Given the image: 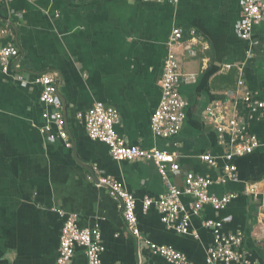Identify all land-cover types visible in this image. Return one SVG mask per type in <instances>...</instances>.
<instances>
[{"label":"crops","instance_id":"1","mask_svg":"<svg viewBox=\"0 0 264 264\" xmlns=\"http://www.w3.org/2000/svg\"><path fill=\"white\" fill-rule=\"evenodd\" d=\"M240 13L241 0L0 2V45L18 49L7 75L0 67V264H55L63 223L59 210L76 213L81 228L98 224L102 264H170L125 230L115 200L96 185L104 174L122 181L133 195L139 231L150 242L206 264L213 232L203 222L212 219L222 222L223 233H241L240 250L249 264H264L262 147L232 160L236 181L210 186L217 196L237 197L224 209L204 205L191 217L194 237L166 227L154 206L143 211L144 197L165 192L156 165L112 159L107 145L89 139L76 117L101 102L118 112L115 130L128 144L173 155L179 169L168 178L174 185L182 186L187 173L216 179L226 163L225 148L203 119L208 106L235 109L248 131L264 140V106L262 117L248 119L233 96L241 77L264 104V21L253 25L250 41L241 40ZM174 28L182 31L174 48L180 72L194 77L179 87L188 102L182 128L164 139L152 133L150 116L160 99L166 41ZM43 73L55 77L70 148L38 130L47 107L34 80ZM205 153L215 158V166L200 159ZM181 200L190 202L187 196ZM70 264H87L81 247H75Z\"/></svg>","mask_w":264,"mask_h":264},{"label":"built area","instance_id":"2","mask_svg":"<svg viewBox=\"0 0 264 264\" xmlns=\"http://www.w3.org/2000/svg\"><path fill=\"white\" fill-rule=\"evenodd\" d=\"M12 0H0L10 2ZM34 2L35 0H27ZM150 1V0H149ZM176 3L178 0H151ZM241 19L236 32L241 40L250 41L253 25L264 21V0H241ZM5 32V31H3ZM182 38L179 28L172 29L166 41V55L159 79L161 91L157 107L150 116V129L152 133L161 138H169L176 135L182 128L185 120V109L188 102L181 96L179 87L182 82L191 81L193 75L182 74L179 69V61L174 48ZM249 51H247L248 55ZM18 55V49L13 44L0 45V67L5 75L9 73L11 60ZM230 65L225 66L228 70ZM40 87L39 101L47 108L42 112V124L38 127L48 141L59 139L66 148H70L71 142L66 131L62 103L57 97V87L53 74L43 73L34 80ZM256 91L250 90L244 85L242 78L237 80L233 96L240 99L247 112L248 119L262 117L263 102L256 98ZM76 117L82 120L86 135L91 140H97L108 147L109 154L114 160L152 161L164 183L165 192L156 198L144 197L142 209L147 211L154 206L160 221L177 233L190 234L196 237V232L190 230V219L198 216L204 207L209 205L214 210L224 209L237 197L236 193H225L217 196L210 191L213 184H224L227 181H236V166L232 163L235 157L252 154L256 149H264V140L249 132L245 119L234 110L228 111L221 104L208 106L203 119L212 126L217 136V143L225 148L222 155L226 160L222 168V174L216 179L206 175L187 173L184 176L182 186L174 185L168 178V172H176L179 169L173 155L156 148L142 149L137 145L128 144L115 130L119 121L118 112L105 106L101 102H95L85 112L77 113ZM205 163L215 166V158L205 153L200 155ZM97 186H103L109 195L115 200L120 212L125 230L134 238L137 244H143L149 252L162 257L170 264H193L187 257L168 245H157L145 239L138 228L135 214V199L126 189L122 181L114 179L110 175H101ZM249 192L253 189L249 187ZM190 198L189 203H183L181 197ZM63 219L59 236V245L55 264H70L75 247H81L84 251L87 264H102L101 254L104 247L101 241V233L97 223L90 227L78 226L76 213H64L57 211ZM222 222L206 220L203 226L212 229V245L206 251V264H249L244 257L240 245L241 233L221 232Z\"/></svg>","mask_w":264,"mask_h":264}]
</instances>
